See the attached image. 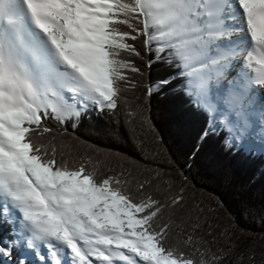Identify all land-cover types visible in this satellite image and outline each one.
<instances>
[{
    "label": "snow or ice",
    "instance_id": "1",
    "mask_svg": "<svg viewBox=\"0 0 264 264\" xmlns=\"http://www.w3.org/2000/svg\"><path fill=\"white\" fill-rule=\"evenodd\" d=\"M138 40L173 70L149 96L181 92L206 117L201 142L264 154V0H0L2 264H225L237 249L229 228L203 230L183 172L119 157L98 179L101 150L69 163L57 147L49 121L67 133L136 87Z\"/></svg>",
    "mask_w": 264,
    "mask_h": 264
},
{
    "label": "trees",
    "instance_id": "2",
    "mask_svg": "<svg viewBox=\"0 0 264 264\" xmlns=\"http://www.w3.org/2000/svg\"><path fill=\"white\" fill-rule=\"evenodd\" d=\"M135 43L143 58L133 56L131 59L143 75H128L136 87L124 89L117 110L111 113L91 110L82 116L76 129L69 123L67 133L55 121H49L57 147L64 142L63 151L69 163H79V156L91 151L86 145L101 150L97 157L102 161L98 179L111 174L109 167H115L119 157L153 169L162 168L174 177L183 172L188 177L185 192L188 204H199L205 209L202 219L207 217V223L203 230L215 231L219 236L227 227L230 233H235L233 242L237 249L225 264H240V251L245 254L243 264H249L247 258L253 254L255 264H264V220L261 219L264 215V154L248 155L227 149L223 133L201 142L205 115L179 91L165 88L148 95V86L166 78L173 70L160 63L149 67L152 54L144 50L141 41ZM129 111L135 115L128 117ZM48 141L49 136L45 135L42 142ZM60 159L58 155L57 160ZM206 238L213 239L212 236ZM220 244H227L223 237L219 243H213V250Z\"/></svg>",
    "mask_w": 264,
    "mask_h": 264
}]
</instances>
